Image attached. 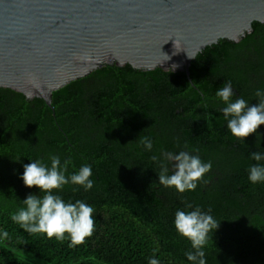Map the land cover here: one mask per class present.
Here are the masks:
<instances>
[{"label":"trees","instance_id":"16d2710c","mask_svg":"<svg viewBox=\"0 0 264 264\" xmlns=\"http://www.w3.org/2000/svg\"><path fill=\"white\" fill-rule=\"evenodd\" d=\"M226 81L236 97L257 104L264 88V23L239 42L206 47L184 72L105 66L54 91L51 106L0 89V264H190V243L174 227L177 208L212 209L220 221L206 247L207 264H264V184H252L250 153L264 151V125L245 138L226 127L215 97ZM210 125V128L209 126ZM150 136L153 150H144ZM187 146V148H186ZM199 149L212 169L191 192L159 184L153 155ZM49 153L70 159L69 173L91 164V191L66 185L65 200L93 206L95 231L85 242L29 234L11 220L30 194L20 178L24 165ZM171 168V165H169ZM79 188L73 192V188ZM67 236V234H66Z\"/></svg>","mask_w":264,"mask_h":264},{"label":"water","instance_id":"95a60500","mask_svg":"<svg viewBox=\"0 0 264 264\" xmlns=\"http://www.w3.org/2000/svg\"><path fill=\"white\" fill-rule=\"evenodd\" d=\"M254 22L264 0H0V89L50 107L54 91L105 66L189 77L206 47L239 42Z\"/></svg>","mask_w":264,"mask_h":264},{"label":"clouds","instance_id":"9594fccd","mask_svg":"<svg viewBox=\"0 0 264 264\" xmlns=\"http://www.w3.org/2000/svg\"><path fill=\"white\" fill-rule=\"evenodd\" d=\"M254 96L257 104H250L243 96L236 97L231 81H226L215 92V97L224 104L221 111L226 127L235 138L243 139L253 133L260 136L257 129L264 125V88H257ZM140 144L146 151L153 150L150 136H141ZM249 158L256 162L247 169L249 182L264 184V151L252 152ZM48 160L50 164L35 159L23 166L20 178L24 185L29 188L35 186L43 194L28 195L22 206L11 214V220L29 234H45L48 239L55 238L57 241L68 239L70 247L81 245L95 231V209L85 200H65L60 193L66 185L91 191L95 185L92 165L83 164L69 173L70 159L62 162L60 155L49 153ZM152 160L159 165V184L181 194L195 191L213 167L212 161L201 159L199 149L163 152L159 156L153 155ZM72 190L76 192L79 188ZM173 223L177 234L190 243V248L184 253L190 264H207L205 249L220 223L212 215V209L205 211L192 205L186 209L177 208ZM0 239L7 240L8 232L0 229ZM148 264H161V261L153 255Z\"/></svg>","mask_w":264,"mask_h":264}]
</instances>
